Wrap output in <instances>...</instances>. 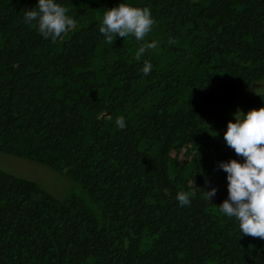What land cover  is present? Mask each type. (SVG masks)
Returning <instances> with one entry per match:
<instances>
[{"label": "trees", "instance_id": "obj_1", "mask_svg": "<svg viewBox=\"0 0 264 264\" xmlns=\"http://www.w3.org/2000/svg\"><path fill=\"white\" fill-rule=\"evenodd\" d=\"M57 2L77 23L52 43L24 22L38 0H0V152L75 190L58 199L0 169V264H264V240L217 207V164L241 159L227 122L264 107V92L243 95L264 80V0ZM121 2L156 20L146 39L159 48L140 60L133 36L99 32Z\"/></svg>", "mask_w": 264, "mask_h": 264}, {"label": "clouds", "instance_id": "obj_2", "mask_svg": "<svg viewBox=\"0 0 264 264\" xmlns=\"http://www.w3.org/2000/svg\"><path fill=\"white\" fill-rule=\"evenodd\" d=\"M69 9L57 0H38L36 6L27 9L24 22L34 25L40 36L55 43L62 35L76 27V20L70 17ZM156 20L149 7H137L124 2L107 9L104 13L99 32L105 43L113 45L117 36L127 38L133 36L140 46L135 58L140 60L145 53L156 50L159 44L156 40L147 41ZM169 44L176 40L169 38ZM153 65L145 60L141 72L148 76ZM233 120L227 122L224 133L226 145L241 159L220 161L217 168L225 172L227 179V198L216 205L219 212L239 222L242 236L264 240V107L252 108L247 113L237 110ZM118 129L126 128L125 117L115 120ZM206 184L210 182L206 181ZM217 188L210 187L204 195L212 202ZM192 193L178 192L176 199L181 207L191 204Z\"/></svg>", "mask_w": 264, "mask_h": 264}, {"label": "rangeland", "instance_id": "obj_3", "mask_svg": "<svg viewBox=\"0 0 264 264\" xmlns=\"http://www.w3.org/2000/svg\"><path fill=\"white\" fill-rule=\"evenodd\" d=\"M264 92V80L255 83L243 94L247 97ZM0 169L21 178L35 181L40 187L54 197L61 199L75 190V184L70 177L27 160L0 152Z\"/></svg>", "mask_w": 264, "mask_h": 264}]
</instances>
